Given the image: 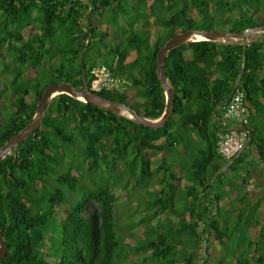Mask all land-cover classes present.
<instances>
[{"label": "trees", "instance_id": "obj_1", "mask_svg": "<svg viewBox=\"0 0 264 264\" xmlns=\"http://www.w3.org/2000/svg\"><path fill=\"white\" fill-rule=\"evenodd\" d=\"M261 26L264 0H0V150L33 121L49 85L90 87L91 70L103 65L135 95L96 94L158 121L167 100L157 56L170 39ZM226 40L190 41L166 55L175 104L158 130L129 113L118 116L67 94L54 97L40 128L0 163V230L9 247L0 264H116L140 251L150 252L145 258L155 264H209L218 253L213 243L230 247L231 218L239 211L249 215L254 240L243 253L238 248L231 264H264V196L247 191L256 164L249 153L228 162L217 151L223 109L236 86L255 107L264 98V41ZM252 121L251 114L250 149L263 162L264 125L253 128ZM74 157H83L93 189ZM118 165L151 195L142 197L155 208L149 220L158 224L145 223V239L130 242V251L121 241L124 223L113 189ZM67 201L71 207L60 212ZM48 238L53 257L45 251Z\"/></svg>", "mask_w": 264, "mask_h": 264}, {"label": "rangeland", "instance_id": "obj_2", "mask_svg": "<svg viewBox=\"0 0 264 264\" xmlns=\"http://www.w3.org/2000/svg\"><path fill=\"white\" fill-rule=\"evenodd\" d=\"M194 15L197 16V13L194 12ZM104 27L108 28V25L105 24ZM219 31L220 30H217L216 32H219ZM250 36H253V34H251ZM192 39L200 40V38H197V37H193ZM3 53H4L5 58L8 57L9 59V55L7 54V52L4 51ZM2 67H3V64L0 61V74L1 75H2ZM127 91L130 96L135 95L134 91L126 89V92ZM78 146L79 148L80 147L82 148V143H80ZM82 158L79 161L77 160L78 167H79L78 169L80 170V172H78L79 170L78 171L75 170L74 174L78 175L79 173L83 177L85 183L87 184L88 189H93L94 185L90 182L86 164L83 162ZM73 160L77 162L76 157H74ZM116 171H117V174H119L120 176V179L118 180V184L117 182L115 183L116 185H114L113 183L114 185L113 189L117 197L116 207L118 210H120L119 217H118L120 218V220L118 218L117 219L119 221H122V223H124V229L120 231L122 233L121 241H124V243L128 245V246L127 245L125 246V251H130V245H131V244L129 245L130 242L134 244L136 243L137 239L139 240L145 239V236L147 233L146 231L148 228L145 223L151 222L152 225L157 224L156 223L157 220L155 219L149 220L153 217L155 208H150L149 206L146 205L145 199L142 196L144 195L146 198L148 197L151 198V195L143 193L136 187L135 179L133 178L130 179V176L126 173L127 172L126 166L118 165ZM128 180H130L129 189L125 191L123 189V186L127 184ZM184 184L185 183H183V185ZM152 196L154 195L152 194ZM69 197L72 200H74L75 195L70 194ZM228 202L229 201L225 202L226 206H228L229 204ZM70 207H71V202L67 201L66 204L63 207L58 208V210H60V212H64L67 208H70ZM222 215H225V214L222 213ZM163 216L164 215H162L160 218L165 219L166 217H168V216H164V217ZM239 216H241L240 220H238ZM248 216L249 215L246 214V211H239V213L234 214V217L231 218V221H232L231 228L236 227V230H232V238L230 239V244H229L230 247L228 248V250L224 251L219 248V245L217 243H213L212 248L213 250H215V252H218V253L216 257H212L209 260V264H231V260L234 257L233 254L237 252L238 248L240 247V252L243 253L244 247L247 246L250 241L254 240L252 237V234L250 233V228L247 227V222L249 220ZM263 222H264V214H263ZM132 233H134L138 237L134 239L133 241H131ZM51 236H53V233L50 234V237ZM47 240H48V245H47L48 248L45 249V251L48 254V249L52 250V253L50 251L49 252L51 253L53 257V255L55 254V246L53 247L51 238H48ZM200 247H202V249ZM205 247H206L205 242H202L201 245H198L196 252H198L197 257H199V259L203 258V251ZM237 254H239V252ZM145 255H150V252L143 253L140 251L138 253H135V255L131 256V258L129 259L118 257L116 259V264H134V263L135 264H155L156 263V261H153L152 259H150L149 256L145 258ZM52 259L54 260V258Z\"/></svg>", "mask_w": 264, "mask_h": 264}, {"label": "water", "instance_id": "obj_3", "mask_svg": "<svg viewBox=\"0 0 264 264\" xmlns=\"http://www.w3.org/2000/svg\"><path fill=\"white\" fill-rule=\"evenodd\" d=\"M264 33V26L257 27L251 30H246L242 33L233 32H204V31H187L182 34H178L170 39L165 46L160 50L157 56V75L159 81L166 93V111L163 117L158 121H152L140 116L132 108L125 104L118 103L107 98L101 97L96 93H93L87 85L83 89H76L70 84H51L45 90L42 99L40 100L37 108L36 115L33 121L15 137H13L1 150H0V163L6 155H8L15 147L24 142L30 137L37 129L40 128L45 111L50 101L60 94H67L72 98H76L85 103L92 104L93 106L102 110L111 112L115 115L121 116L124 113H129L135 123L158 130L164 127L173 113V107L175 104V91L167 83V77L165 73V58L166 55L173 49L190 42L193 37L202 36L205 40L215 42L221 39H234L246 42L251 34ZM85 70H83V74ZM235 92V90H234ZM244 130L250 131L247 128ZM251 136V133H250ZM8 244L3 239V233L0 230V260L4 259L8 253Z\"/></svg>", "mask_w": 264, "mask_h": 264}, {"label": "built area", "instance_id": "obj_4", "mask_svg": "<svg viewBox=\"0 0 264 264\" xmlns=\"http://www.w3.org/2000/svg\"><path fill=\"white\" fill-rule=\"evenodd\" d=\"M197 40V39H196ZM192 39L191 41H196ZM226 43V39L220 40ZM89 89L93 93L117 92L125 93L127 84L120 77L115 76L105 65L91 70ZM251 111L245 91L236 86L229 103L224 107L222 114L223 128L217 134V151L228 162L236 160L250 149V133L243 128L249 124Z\"/></svg>", "mask_w": 264, "mask_h": 264}, {"label": "crops", "instance_id": "obj_5", "mask_svg": "<svg viewBox=\"0 0 264 264\" xmlns=\"http://www.w3.org/2000/svg\"><path fill=\"white\" fill-rule=\"evenodd\" d=\"M238 41V40H236ZM264 41V35L261 33H255L253 36H250L249 39L246 42H243L244 44H248L250 42H263ZM221 42V41H220ZM222 44H226L221 42ZM249 108L251 111V114L253 116V121L251 122V126L258 127L257 124H261L262 126L264 125V98L261 96L259 99V105L260 107H255L254 105L250 104L248 102ZM264 130V128L262 129ZM251 154V159L254 160L256 169L253 171V176L250 182V185H247V191L251 193L252 197L255 199L260 198L261 196H264V161L260 162L258 158V153L254 148L249 149L247 154ZM227 167L223 168L225 170ZM225 204V203H224ZM264 214V210H263Z\"/></svg>", "mask_w": 264, "mask_h": 264}, {"label": "bare ground", "instance_id": "obj_6", "mask_svg": "<svg viewBox=\"0 0 264 264\" xmlns=\"http://www.w3.org/2000/svg\"><path fill=\"white\" fill-rule=\"evenodd\" d=\"M197 38H200L201 40H205V38L204 37H202V36H199L198 35V37Z\"/></svg>", "mask_w": 264, "mask_h": 264}]
</instances>
